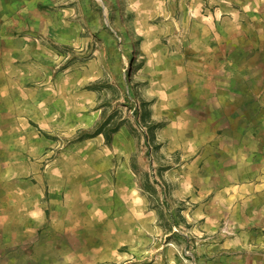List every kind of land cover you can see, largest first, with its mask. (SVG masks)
I'll return each mask as SVG.
<instances>
[{
    "label": "rangeland",
    "instance_id": "obj_1",
    "mask_svg": "<svg viewBox=\"0 0 264 264\" xmlns=\"http://www.w3.org/2000/svg\"><path fill=\"white\" fill-rule=\"evenodd\" d=\"M234 29L264 58V0H0V264H217L255 235L264 139L243 177L209 139Z\"/></svg>",
    "mask_w": 264,
    "mask_h": 264
},
{
    "label": "crops",
    "instance_id": "obj_2",
    "mask_svg": "<svg viewBox=\"0 0 264 264\" xmlns=\"http://www.w3.org/2000/svg\"><path fill=\"white\" fill-rule=\"evenodd\" d=\"M233 33L232 40L235 41H231L227 49H224L222 67L224 88L216 95L219 102L216 108L220 117L211 122L212 131L209 139L213 147V161L216 164L214 168L223 170L224 174V169L228 171L229 167L233 169L237 165L235 169L237 176L243 177L245 175L242 164L244 158L241 156L244 154L245 147L250 144L246 140L247 137L264 139V58L257 57L262 50L257 40L254 41L257 37H251V45L246 48L239 42L240 37L246 34L253 36L254 31L239 33L234 29ZM259 39L264 44V38ZM248 50L251 51L248 57L239 58V54H245ZM255 56L256 59H254ZM224 159L228 163L227 166H224ZM258 161L264 163V156ZM263 168L264 166L261 165L256 172L254 170V176L262 177ZM233 191L235 189H229V186L225 185L213 190L214 193L220 194ZM257 194L258 201L261 200L258 205L260 221L255 220L258 226L257 232L254 233L255 235L227 236L224 234L220 249L216 245L213 249L217 251L214 256L217 264H264V186L259 187Z\"/></svg>",
    "mask_w": 264,
    "mask_h": 264
},
{
    "label": "bare ground",
    "instance_id": "obj_3",
    "mask_svg": "<svg viewBox=\"0 0 264 264\" xmlns=\"http://www.w3.org/2000/svg\"><path fill=\"white\" fill-rule=\"evenodd\" d=\"M132 49V48H131ZM133 50V49H132Z\"/></svg>",
    "mask_w": 264,
    "mask_h": 264
}]
</instances>
